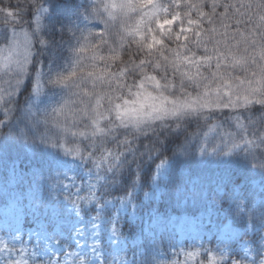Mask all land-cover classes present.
I'll use <instances>...</instances> for the list:
<instances>
[{"label":"snow or ice","instance_id":"snow-or-ice-1","mask_svg":"<svg viewBox=\"0 0 264 264\" xmlns=\"http://www.w3.org/2000/svg\"><path fill=\"white\" fill-rule=\"evenodd\" d=\"M65 7L75 9V21L61 22L55 41L45 35L42 0H0V35L11 36L0 48L5 119L30 79L25 113L33 127L43 124L42 142L99 167L131 151L138 136L181 130L189 118L222 129V115L233 129H224V154L245 150L264 170V0H66ZM52 48L63 65L43 59ZM43 95L59 99L41 117L32 109ZM20 135L28 139L24 129ZM176 264L222 260L193 250Z\"/></svg>","mask_w":264,"mask_h":264},{"label":"trees","instance_id":"trees-1","mask_svg":"<svg viewBox=\"0 0 264 264\" xmlns=\"http://www.w3.org/2000/svg\"><path fill=\"white\" fill-rule=\"evenodd\" d=\"M47 1L49 8L47 25L45 35L55 41L60 40L59 28H61L63 18L74 16L75 9L71 11L65 7L66 0H61L57 3L56 0H42ZM74 4L78 5V1L74 0ZM75 17V16H74ZM5 47L3 42L0 48ZM49 57H55L57 62L63 65L64 61L60 59L61 52L57 48L48 50V53L43 57L47 62ZM126 58V57H125ZM5 73L0 69V78H5ZM0 79V83H2ZM32 81L25 79V81L17 89L19 95L14 97V111L10 118L5 119L2 111V121L8 123L9 129L15 136L16 144L24 145L23 136L20 135V130L24 129L25 133L29 134L30 141L29 149L37 143L35 139V130H43V124L38 123L33 127L34 121L25 113L26 100L31 91ZM55 91H59L58 89ZM50 99H55V96L48 95ZM49 99L42 96V103L40 106L33 105V112L38 116H43L42 113L47 109ZM219 115V114H218ZM219 119L223 123L222 129H210L209 127H201L203 121L199 123L195 118H189L185 123L184 128L178 131L156 130L149 132L147 136H138L133 144L131 151H124L121 149L119 162L112 166V178L119 179L118 188L123 189L132 186L134 183H142L148 185L155 172L156 167L162 161H170L172 163V170L170 180L165 189L166 203L172 202V189L177 182H181L180 170L187 169L190 173L197 171H209L223 168L234 174L236 182H249L252 178L260 176L264 178V170L258 166H253L250 162L245 150H235L231 155L224 154V144L227 143V138L224 137V129L233 132L230 126V121H225L222 115ZM215 123V121H214ZM195 133L196 135H193ZM32 143V144H31ZM44 142L41 147H36L34 152L38 155H47ZM26 147V146H24ZM116 150V145L111 146ZM22 150V148H19ZM36 150V151H35ZM21 155H25L24 152ZM92 161L91 159H89ZM110 169L111 167H105ZM182 168V169H181ZM104 169V168H103ZM256 172V174L253 173ZM169 201V202H168ZM264 214V204L259 208ZM252 214V208L246 212V216ZM254 216V215H253Z\"/></svg>","mask_w":264,"mask_h":264},{"label":"rangeland","instance_id":"rangeland-1","mask_svg":"<svg viewBox=\"0 0 264 264\" xmlns=\"http://www.w3.org/2000/svg\"><path fill=\"white\" fill-rule=\"evenodd\" d=\"M83 2V0L81 1ZM72 17H68V19H66V23L69 22V20ZM20 52H21V56L20 59H23L22 53H23V44H21V48H20ZM13 61H15V58L13 59ZM61 124H63L64 120H65V115H61L57 118ZM68 120L69 123L71 122V116L70 114H68ZM162 168H160V171L158 173V179L161 177V179H164L165 174L162 173ZM157 178L154 182L153 185V189H157L158 188V181ZM260 183V184H259ZM252 187L254 188L253 190L257 189L259 187V190L257 189V198L260 199L261 196L259 195L262 186H261V179H257L255 181H253ZM224 190V189H222ZM154 193H156L155 191L153 193H149L146 197V200L150 197L152 198V196L154 195ZM239 194V189H235L234 190V195H232L231 197L237 196ZM242 199H244V195H241ZM125 201L120 203V208L125 212L127 209L129 210L130 213V219L132 221H136L137 218L141 217V209H139V206H141L140 204H132V205H127L126 203H124ZM11 205H13V202L10 203ZM0 211H3V213L1 214L0 217V228L4 229V231L1 232L0 230V245L5 246L4 247V253L9 252L12 248L8 245V243L13 242V244H19V237H18V232L21 231V229H18V224L21 223L22 221V217L19 214L15 213V210H12L11 208H9L8 210L3 209V206H1L0 203ZM8 221H12L14 224L18 223L15 229V232H17L15 234V236L13 237H9L7 234L9 233V231H7V229L5 230L6 227V223ZM190 223L191 226H188L187 223ZM96 224H98L95 229H97L98 231L101 232L102 230H106V227L100 226L99 222L96 220ZM167 224V226L173 227V228H177L178 229V233L180 238H191L193 240H209L211 239V237L215 236L216 239L218 240H232L234 238H238L241 237L243 235V233H245L246 231H250L253 232V225L251 223L247 224L246 228H242V227H237L236 225H234L232 223L231 220H229L228 222L224 223L222 226L218 227V226H209V227H202L200 225L197 224L196 219L193 217H187V216H177V215H172L170 217L167 218H161V219H155L152 222H150V224L148 226H146L145 228L142 229V231H147V229L149 228H153V229H159L158 231H162L163 230V225ZM61 226V225H60ZM98 231L95 232V237L98 236ZM141 232V230H139V233ZM108 234H109V239L110 241H112L115 245L116 249H121L124 247V240L122 237L117 236V234L114 231V228H110L108 229ZM261 238L259 240H261L262 245L264 246V231H261L260 233ZM77 243H78V252L79 254L84 253V252H88L91 256V260L89 263H84L83 261L74 263L73 259L75 257H71L69 255L65 256V263L64 264H102L99 261V258L96 256H93V250L99 249V247L94 246L93 250L90 246H87L82 238L81 235H77ZM7 239V240H6ZM83 240V241H82ZM45 242V241H44ZM240 250L243 251L244 255L243 257H248L249 259H253V248H251V244L250 241H242L240 242ZM215 253V252H214ZM216 254V253H215ZM231 254V251L228 250H222L220 253H217L216 256L218 259L222 260V264L227 263L228 261H230L229 259V255ZM5 257H10V255H6L3 254ZM12 256H14V254H12ZM264 259V257L262 258Z\"/></svg>","mask_w":264,"mask_h":264}]
</instances>
